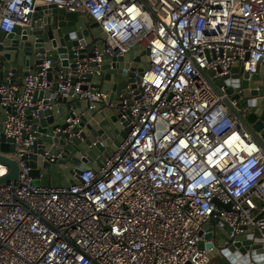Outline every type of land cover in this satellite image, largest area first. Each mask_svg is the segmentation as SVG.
Returning a JSON list of instances; mask_svg holds the SVG:
<instances>
[{"label":"built area","instance_id":"obj_1","mask_svg":"<svg viewBox=\"0 0 264 264\" xmlns=\"http://www.w3.org/2000/svg\"><path fill=\"white\" fill-rule=\"evenodd\" d=\"M39 4L91 16L106 35L108 58L142 45L149 67L114 100L88 79L101 74L92 62L102 53L82 57L83 45L72 47L74 68L45 59L24 82L0 81L3 132L20 165L18 181L0 184V264H212L216 256L224 257L219 264H256L264 147L229 106V85L217 89L206 72L217 82L235 64L248 80L264 71V0H0V31L29 25ZM54 82L63 97L116 109L131 130L78 183L42 187L23 157L37 141L29 114L37 119L52 108L37 93ZM79 120L69 118L63 131ZM8 171L0 163V177ZM242 234L253 237L246 253L232 249Z\"/></svg>","mask_w":264,"mask_h":264},{"label":"water","instance_id":"obj_2","mask_svg":"<svg viewBox=\"0 0 264 264\" xmlns=\"http://www.w3.org/2000/svg\"><path fill=\"white\" fill-rule=\"evenodd\" d=\"M32 22L26 26H17L13 32L0 31V81L22 80L27 75L40 71V64L45 59H51L56 68L59 66L75 67L73 46L83 45L84 56L94 57L96 50L102 53V61L92 62V65L101 71L99 76H88L95 86L101 85L110 93V100H114L117 92L124 89L131 81L138 80L143 70L149 67V50L142 45H136L123 56L108 58L105 53L103 40L106 35L96 22L75 12L59 8L55 4H39L32 14ZM11 73V75H10ZM213 72H206L209 81L219 89V85H229L228 92L231 100L229 106L240 122L252 133L254 138L264 147V71L252 75L243 67L235 64L231 74L215 82L211 78ZM50 79L53 80L52 75ZM59 83L54 82L50 91H39L38 99H43L45 105L52 108L39 111V117L33 119L29 114L30 122L36 130L37 136L34 151L24 155L33 184L36 186L59 187L79 182L80 174L87 168H96L94 160L100 156L109 157L131 130L130 126L122 123L116 109L102 107L99 103L78 101L72 97H63L59 92ZM236 101V105L233 103ZM94 105L93 108L91 106ZM4 110L0 107V163L8 166V173L0 177V184L20 179L19 162L9 154L16 150L13 139L3 132ZM79 118V122L70 130L64 132L69 124V118ZM62 129L53 136V129ZM44 142L49 145H44ZM52 143L55 146L51 145ZM113 144L114 148L111 147ZM45 152L61 155L55 161H49ZM103 159V157H102ZM215 202L230 208V204ZM219 222L212 216L210 223ZM211 224H207L204 237H212ZM232 249L240 247V253H246L253 243L252 235H239ZM223 243L224 241L221 240ZM201 246L210 248L212 244L201 241ZM252 259L256 264H264V241L257 240L253 244ZM219 253V251H215ZM223 251L222 254L228 255ZM250 258V257H249ZM249 261V259H247ZM243 263H247L244 261Z\"/></svg>","mask_w":264,"mask_h":264},{"label":"rangeland","instance_id":"obj_3","mask_svg":"<svg viewBox=\"0 0 264 264\" xmlns=\"http://www.w3.org/2000/svg\"><path fill=\"white\" fill-rule=\"evenodd\" d=\"M89 19H91V16H87ZM224 261L223 256H216V258H213L212 264H219L220 262Z\"/></svg>","mask_w":264,"mask_h":264},{"label":"crops","instance_id":"obj_4","mask_svg":"<svg viewBox=\"0 0 264 264\" xmlns=\"http://www.w3.org/2000/svg\"><path fill=\"white\" fill-rule=\"evenodd\" d=\"M103 87V86H102ZM111 147L114 148L113 144H111Z\"/></svg>","mask_w":264,"mask_h":264}]
</instances>
